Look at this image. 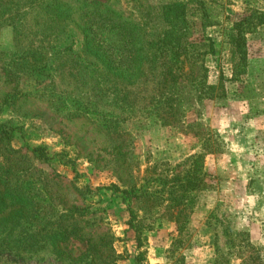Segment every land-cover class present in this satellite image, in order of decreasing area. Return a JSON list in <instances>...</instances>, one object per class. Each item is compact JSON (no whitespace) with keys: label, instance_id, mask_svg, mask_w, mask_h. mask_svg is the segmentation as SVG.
Returning <instances> with one entry per match:
<instances>
[{"label":"rangeland","instance_id":"1","mask_svg":"<svg viewBox=\"0 0 264 264\" xmlns=\"http://www.w3.org/2000/svg\"><path fill=\"white\" fill-rule=\"evenodd\" d=\"M0 136V264H24L27 235L71 214L96 241L110 231L116 263L134 264L187 207L208 209L215 264H264L242 199L264 189V0H0ZM254 161L248 183L230 181ZM204 171L205 187L181 186ZM190 220L169 233V264L184 262ZM86 247L63 250L91 264Z\"/></svg>","mask_w":264,"mask_h":264},{"label":"trees","instance_id":"2","mask_svg":"<svg viewBox=\"0 0 264 264\" xmlns=\"http://www.w3.org/2000/svg\"><path fill=\"white\" fill-rule=\"evenodd\" d=\"M174 5H179V4H174ZM169 77H174L173 75H171V73H167L166 76V81L169 79ZM165 84V83H164ZM166 90L168 91V85H164L162 87V91ZM160 93H166L165 91ZM165 103H170L174 101L173 96H170L168 99L164 100ZM163 108V107H162ZM172 112H173V105H169V108L166 109L165 111H163L162 113L160 112L159 114L162 116V122L163 124H169L168 120L169 118H172ZM171 124V123H170ZM0 138H3V136H0ZM39 152V156L40 158H47V153H45L46 149L44 147H39L38 149H36ZM16 149L9 147L7 148V152L12 155L13 153H16ZM18 158H20L18 156ZM13 159V157H12ZM203 162L201 164L202 169H204L205 167V154H203V158H202ZM10 157H8L6 159L7 163L9 165L5 166L8 170H10V167L14 166L15 163L10 161ZM12 163V164H11ZM17 164V163H16ZM16 169L13 172V175L11 176L10 180L13 179H17L16 175H15ZM208 175V172L204 171L203 172V177H199L198 180H195L193 176L189 175V178L187 180L181 181V186L186 189V190H190V189H195V188H202L205 187L207 185V182L205 181L206 176ZM4 180V176H2L0 174V184L3 182ZM18 181V179L15 181V183H11L10 181L6 183L10 184V185H14L16 184ZM8 184V185H9ZM9 189V188H8ZM11 190L13 191V189H9V192H11ZM149 191L146 190L144 191L143 194H148ZM142 194V195H143ZM152 194V193H151ZM151 194L148 196V198L151 196ZM136 196V195H135ZM189 207H187L186 209H182L180 211H178L177 213H170L169 217L171 219V221L176 222L177 225V229H180L182 227L183 224H186L190 217L191 214L193 212V210H187ZM71 222L69 224H61L59 229H55L53 231V233H47L46 231L44 232L41 228L40 229H36L34 232H31L30 234L27 235L28 237V242L27 245H23L22 251L29 253V256H26L23 261H21V263L23 262L24 264H36V263H32L31 261H29V257L32 256V252L37 251L39 248L41 247H47L50 245L51 247V254L54 255V260L50 259L48 262H44L43 264H81L83 261L79 260V257L77 256H73L70 255V253L65 252V250H63V246L65 243L68 242V244L71 241H83L87 244V247L85 249V251H83L81 253V255L86 252H90V254H88V256L92 255V260H90L89 263L91 264H96L99 259L100 260H108L110 258V260L107 262V264H117L116 263V259L119 258V255L116 253L114 247H113V241H114V237L112 234L109 233L105 234L104 236H101L99 238L98 241H96L93 237H88L85 235V233L83 232V227L80 225L82 220H80L78 218V215L76 216H72L71 214ZM131 217L133 219V217H135V213L132 210L131 211ZM158 217V216H156ZM130 219L128 221V224H130L132 226V228L134 227L135 231H138L137 237H136V241H138V246L141 247L142 243H143V227L136 225L133 220ZM155 220V219H154ZM182 223V225L180 223ZM149 229H152L151 225L149 227ZM44 240L43 243H41ZM59 242V244L57 245L56 242ZM249 242V241H248ZM41 243V244H40ZM61 243H63L62 245H60ZM69 252V251H68ZM147 253L146 250H140L139 251V255L138 256H134L135 258L133 259L134 264H142L140 262V259L145 258V254ZM31 255V256H30ZM21 256H25V255H21ZM87 258H91L88 257ZM89 261V260H88ZM86 262V261H84ZM87 263V262H86ZM42 264V263H41ZM149 264V263H146Z\"/></svg>","mask_w":264,"mask_h":264},{"label":"crops","instance_id":"3","mask_svg":"<svg viewBox=\"0 0 264 264\" xmlns=\"http://www.w3.org/2000/svg\"><path fill=\"white\" fill-rule=\"evenodd\" d=\"M254 163L255 161L248 163L244 168L238 170L236 175L230 176V181L236 182L242 179L248 183L254 176ZM207 164L209 166L210 163L206 161V165ZM230 192L235 195L234 191ZM242 199L244 202L243 207H245V212L247 214L243 219L247 224H250L252 239L264 245V189L256 192L246 190L245 196ZM246 205L250 206L252 209L256 208L257 216L255 218L250 216V212L248 208H246ZM200 208L194 210L190 217V221L198 226V230L195 236L189 239L187 244L189 248H184L185 255L183 264H215L216 262V241L211 237L212 233L208 231L206 222H201L203 214H205L208 209L206 207L203 209ZM164 229L167 232L163 234L156 233V242L152 241L150 246H148V256L145 261L149 264H169L167 253L171 251L170 247L173 244L172 236L170 237L169 233L174 235L177 225L170 222ZM164 235L169 237L164 239Z\"/></svg>","mask_w":264,"mask_h":264}]
</instances>
